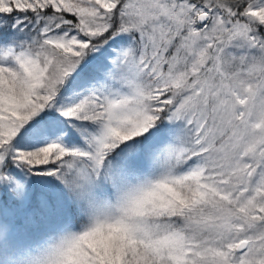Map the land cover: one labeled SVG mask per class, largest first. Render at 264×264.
<instances>
[{
  "label": "snow or ice",
  "instance_id": "snow-or-ice-1",
  "mask_svg": "<svg viewBox=\"0 0 264 264\" xmlns=\"http://www.w3.org/2000/svg\"><path fill=\"white\" fill-rule=\"evenodd\" d=\"M0 264H264V0H0Z\"/></svg>",
  "mask_w": 264,
  "mask_h": 264
}]
</instances>
